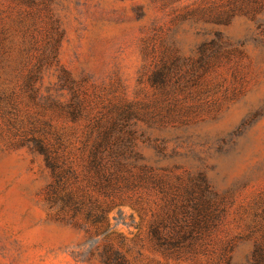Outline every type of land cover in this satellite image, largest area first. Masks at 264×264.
<instances>
[{"label": "rangeland", "instance_id": "obj_1", "mask_svg": "<svg viewBox=\"0 0 264 264\" xmlns=\"http://www.w3.org/2000/svg\"><path fill=\"white\" fill-rule=\"evenodd\" d=\"M225 1L0 0V107L17 121L51 118L80 138L84 121L59 116L53 96L66 102L78 91L91 117L125 101L148 109L163 101L178 104L185 128L137 121L143 130L136 138L139 162L173 182L205 169L212 186L229 195L216 237L242 235L231 264H247L252 240L244 235L264 191V5L222 24L180 18L187 9ZM56 37L57 62L39 77L37 56ZM163 39L178 47L174 68L181 75L165 89L152 80ZM59 66L69 71L72 88L57 77ZM79 146L74 140L71 148L80 163ZM49 181L42 155L21 142L0 111V264H105L99 253L106 243L122 252L123 264L216 261V252L176 258L154 246L148 227L164 206L154 188L113 198L106 238L82 226L81 215L70 219L49 209Z\"/></svg>", "mask_w": 264, "mask_h": 264}, {"label": "trees", "instance_id": "obj_2", "mask_svg": "<svg viewBox=\"0 0 264 264\" xmlns=\"http://www.w3.org/2000/svg\"><path fill=\"white\" fill-rule=\"evenodd\" d=\"M262 5L264 0L211 2L202 8L187 9L180 18L195 23L203 19L222 24L238 14L253 15ZM54 29L59 35L58 25ZM163 40L164 54L152 75L156 87L161 89H165L172 79L179 81L181 78L174 68L180 51L174 42ZM57 56L58 38H48L37 56L35 74L42 77L44 70L57 62ZM57 77H62L71 87L72 80L65 67H58ZM53 105L59 116L73 123L84 121L86 129L80 138L74 131L67 134L58 129L51 118L27 117L17 121L11 117V110L0 107L5 123L18 133L21 142L43 157L50 173V181L44 189V200L49 209L70 219L81 215L82 226H92L94 234L109 238L112 231L106 214L113 206V198L138 188H154L164 200L162 212L148 227L157 249L176 258L216 252L214 264H231L232 251L242 235L216 237L228 193H220L212 186L205 169L188 171L184 178L177 176L173 182L153 165L139 162L143 156L137 149L136 138L143 130H139L137 121L143 119L148 127L158 125L159 129L167 125L185 128L188 122L181 118L178 104L163 101L158 107L148 109L125 101L91 117V107H87L85 99L74 90L72 98L66 102L53 96ZM74 140L80 142V163L72 156ZM244 236L252 240L247 264H264V191L255 201ZM99 256L105 264H123L125 260L122 252L110 243L103 246Z\"/></svg>", "mask_w": 264, "mask_h": 264}]
</instances>
